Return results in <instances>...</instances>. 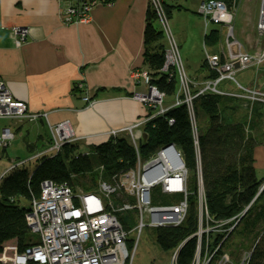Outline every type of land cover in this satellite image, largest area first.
I'll return each instance as SVG.
<instances>
[{
    "label": "built area",
    "instance_id": "built-area-1",
    "mask_svg": "<svg viewBox=\"0 0 264 264\" xmlns=\"http://www.w3.org/2000/svg\"><path fill=\"white\" fill-rule=\"evenodd\" d=\"M107 1L80 0L79 3L69 4L62 2L63 21L68 25L89 22L93 7L107 3ZM151 1L154 3V12L156 10L158 13L159 29L165 31L167 35V40L164 38L166 42L165 64L161 70L162 72L171 70L175 84L179 83L172 96V102L168 103V95L151 84V76L147 72H144L143 76L136 73V78L142 76V82L148 85V90L135 92L133 96L142 101L148 110L154 108L145 120L143 118L130 126L108 129L106 132L86 133V135L74 132L71 123L67 120L58 123L48 122L47 131L51 138L49 146L36 151L27 158V160H33L42 153L57 152L62 149L64 143L68 142L91 143L97 138L107 140L109 137L123 136L137 152L135 168L113 176L114 181H107L103 176L99 177L96 185L99 193L93 190L85 191L78 187L74 189L67 182L44 179L40 184V194L31 197V204L26 214L29 232L33 235L32 239L24 249H21L19 237L17 235L8 236L1 245L0 264H132L138 239L136 242L128 240L130 231L126 222L120 219V214L124 211L134 212V218L138 221L136 228L140 235L145 230V226L153 228L179 226L186 219L189 209L185 183L187 169L185 162L181 161V153L174 145H168L157 150L149 158L141 159L139 152L143 139V127H139L141 123L163 115L174 106L185 104L191 116L198 163L200 149L198 148L196 116H194L195 96L212 93L224 97L234 96L250 104L255 102L264 104L263 90L245 87L236 79L239 72L249 70V67L258 66L264 62L263 49L255 55L241 49L237 54L229 52L226 57H222L220 53L205 50V60L211 71L217 72V75L214 78L208 77L197 81L185 72L181 50L177 40L171 34L164 9L159 4L160 0ZM199 13L204 16L207 28L210 23L216 25L222 23L227 26L228 46H231L233 41H237L233 39L235 38L232 33L233 26L229 25L232 15L227 14L225 3L216 0L203 1L199 7ZM262 13L261 19L264 17V6ZM261 23V31L264 33V21ZM30 31L31 29L27 26H15L9 35L17 45H21L26 41ZM228 81H232L238 89L240 88V93L226 90L223 84ZM83 99L89 106L93 105L96 100L89 94H85ZM43 117L48 118V113L30 111L25 102L15 99L12 91L0 77V119L36 122ZM15 127L16 125L0 127V157L2 150L16 138ZM171 148L175 150L172 151ZM22 162H25V159L13 163L5 172L9 171L13 165H19ZM177 166L180 168L178 169ZM197 169H200L199 164ZM156 188H158V193H154ZM199 190L201 192L199 191L198 216L200 217L202 213L209 218L204 208L202 189ZM121 191L131 196L134 199L133 202L128 200L119 202L117 198L121 196ZM155 196L160 198V201L154 204ZM234 219L236 216L223 223L234 221ZM198 227L199 230L196 233L198 246L195 256L200 250L201 254L204 250L205 253L202 260L194 256L191 264H209L214 260L213 255H207L208 247L203 248L204 250L201 248L203 239L201 233H204L206 229H201L202 226ZM179 248L177 247L171 253V264H178ZM218 256L216 264H233L228 253L224 252ZM245 262L246 259H243L239 264H245Z\"/></svg>",
    "mask_w": 264,
    "mask_h": 264
},
{
    "label": "trees",
    "instance_id": "trees-1",
    "mask_svg": "<svg viewBox=\"0 0 264 264\" xmlns=\"http://www.w3.org/2000/svg\"><path fill=\"white\" fill-rule=\"evenodd\" d=\"M218 1L231 5L233 0ZM149 7L144 29L145 71L151 76V84L156 85L166 95L173 96L177 84L171 75L172 71L162 72L161 70L165 63L166 42L162 39L161 29L157 27L153 7ZM172 8L171 5L167 6L168 14L171 13ZM219 31V27L214 25L212 30L206 32L205 43L210 46L218 45ZM205 62L204 58L203 67ZM216 75L217 72L211 71L208 77L214 78ZM222 98L223 96L218 94L206 93L196 96L193 101L196 119L206 120L203 123L204 128L201 127L197 131L205 211L209 215L210 224H222L221 226H228L230 222H223L236 216L237 221L234 227L237 229L233 234L236 233V236L245 238L250 236L253 239L250 248L245 249L249 251L243 257L246 259L245 264H264V187H262L264 176L260 177L257 173L254 154L258 140L252 133V123L249 130L252 134L246 133L251 117L244 121L226 119L221 103ZM22 123L25 122H19L18 125H20L15 127V135L22 129ZM142 129L143 139L139 146L141 159L149 158L165 146L174 145L185 162L188 172L185 182L189 205L187 217L179 226L155 229L156 240L163 250L172 253L174 249L180 247L177 256L178 264H191L198 246L196 233L199 230L200 186L197 181L201 171L197 170L196 149L188 108L185 104L174 106L163 115L153 117L146 122ZM46 136L42 133L39 140ZM50 139L49 134L45 146L42 145L38 150L48 147ZM34 146L37 145L34 144ZM83 146H86V149H82ZM7 148H4L2 152L5 153ZM35 152V150L31 151L27 157ZM23 159L25 162L13 165L0 177V250L2 242L8 236L17 235L21 249H24L32 239L33 235L29 232L26 214L31 204V197L40 194V184L44 179L67 182L74 189L79 188L80 185L85 191L93 190L98 179L96 180L94 176L90 177L91 182L88 185L80 179H84L83 177L95 169H101L100 174L103 178L114 181L113 176L135 168L137 152L125 137L119 136L109 137L107 140L93 144L80 141L68 142L64 143L62 149L57 152L42 153L33 160ZM155 192L158 193V188ZM120 195L117 198L119 202L134 200L123 191ZM22 199L27 202L24 203ZM159 201L160 198L157 196L153 198L154 204ZM133 217L132 219H136ZM120 219L124 220L121 217ZM212 235L210 232L207 236L205 234L208 240L202 236L201 248L210 247L213 250L219 246L217 256L223 254L224 247L229 246L231 242L230 235L228 237V233H217L211 243ZM236 245L232 251L229 248V252L233 255L235 250L239 249ZM241 261L233 264H239Z\"/></svg>",
    "mask_w": 264,
    "mask_h": 264
},
{
    "label": "crops",
    "instance_id": "crops-1",
    "mask_svg": "<svg viewBox=\"0 0 264 264\" xmlns=\"http://www.w3.org/2000/svg\"><path fill=\"white\" fill-rule=\"evenodd\" d=\"M69 1L80 0H0V77L15 99L25 102L30 111L48 113V118L27 122L29 126L23 125L25 146L24 139L29 145L45 146L49 135L48 122L67 120L74 132L86 135L130 126L140 121L148 110L133 94L147 90L141 75L136 78V73L146 70L143 63L144 29L149 0H108L109 3L107 1L92 9L89 22L68 25L63 21L61 9L62 2L68 4ZM202 1L195 0L193 6L186 0L183 4L192 10L179 6V0H165V3L173 6L171 15L174 9L180 12L184 8L197 14ZM15 26L31 29L21 45H17L9 35ZM219 29L221 31V27ZM211 48L214 51L204 49L225 57L220 41ZM226 48L228 54V41ZM204 58L199 66L188 64L191 78L205 80L210 75V69L203 67ZM257 80L247 87L264 91V85ZM228 83L223 87L229 90ZM85 94L96 99L93 105H87L83 99ZM167 102H172V96ZM221 103L226 119L244 121L252 116V133L260 143L255 147V168L260 177L264 176V162H259L258 158L264 154V104H255L250 114L248 102L223 96ZM34 125L37 126L36 143L31 141ZM27 129L29 132L26 134ZM42 133L47 136L39 140ZM100 141L103 138L86 144ZM39 147L34 146L33 149L38 151ZM26 148L31 153V147Z\"/></svg>",
    "mask_w": 264,
    "mask_h": 264
},
{
    "label": "rangeland",
    "instance_id": "rangeland-1",
    "mask_svg": "<svg viewBox=\"0 0 264 264\" xmlns=\"http://www.w3.org/2000/svg\"><path fill=\"white\" fill-rule=\"evenodd\" d=\"M185 1L186 0H179L178 5L179 6L180 5L185 6V4H183V3H186ZM203 1H212V0H203ZM216 1H218V0H216ZM188 2L190 5H193L195 0H188ZM159 4L164 9L165 18H167L169 28H171L172 33L171 32L170 33L173 34L174 38L177 40L178 47L181 50V57H182V60L184 61L185 72H187V74L189 75V72L187 69L188 64H191V66L192 65L193 66L194 65L199 66L201 61H202L201 59L205 57V49L204 48H207L211 51H214V49H212L210 45H207L205 43L204 34L206 35V33H205L206 28H207L206 27V20H205L204 16H202L199 13V8L197 9V14L193 13L192 11H191V13H189L188 11H185L187 9L184 8L180 12H179V10L174 9L172 11V15H171V13L168 14L167 6H165V4H166L165 0H160ZM153 5H154L153 1L149 0L148 1V7L149 6L153 7ZM263 5H264V0H233L231 5H229V4L227 5V14L232 15V19L230 20L229 25L233 26L232 33L234 34V37H235L233 39L234 40L238 39L242 43V46L244 47L245 51L247 53L249 52L252 55H255L256 52H259L262 49L264 50V33H262V31H261V28H262V23H261L262 19L261 18L263 15V13H262ZM185 7H189V6H185ZM189 9L192 10L193 8L189 7ZM157 15H158V13L155 10V17L156 18H157ZM214 25H216V24L210 23L208 26L209 27L208 29L210 30L212 28V26H214ZM216 26H219L222 28V27H225L226 25L219 23ZM157 27L159 28L158 24H157ZM161 32H162V39L164 40V38H165L167 40V35H166L165 31H161ZM182 34H185V37H187V40L185 39V37L184 38L182 37ZM226 34H227V29H226ZM219 37H220V34H219ZM164 61H165V59H164ZM205 66L209 68L207 62H205ZM249 69L251 71L249 70L246 73L238 74L236 77L237 81H240L245 87H247V86H250L251 83H255L256 80L258 79L259 81L262 82L261 84L264 85V62L263 63L261 62L258 66L249 67ZM210 71H211V69H210ZM144 72H146V71L143 70V71L139 72V74H141L143 76ZM194 79H196L198 81L197 78H194ZM228 82H230L232 85H230V83H228ZM228 82H225V83H228L229 88L233 89V90H231V91H230V89L229 90L226 89V90H228L230 92L234 91V92L240 93L239 92L240 88L238 89L237 86H235V84L232 81H228ZM177 84H179V83H177ZM146 87L148 90V85ZM229 97L237 99V100H239V102L241 101V102L246 103V100H244V99H240V98L238 99V98H235L234 96H229ZM168 99H169V96L167 97V100ZM247 104H248L247 109H249L248 112L250 114H252L251 110H253L254 105L259 104V103L255 102V103H251V104L247 103ZM153 111H154V108H151V110H147L146 115L143 117L144 120L146 119V116L150 115L149 113H151ZM196 120H197L196 124L198 127L197 131L201 127L204 128L203 123L206 120L204 118L203 119L197 118ZM18 123L19 122L14 121V120H10V119H8V120L0 119V127L8 126V125L15 126V125H18ZM145 123H146V121L142 122L140 126L144 127ZM251 123H252V120L250 121V124L248 125V128L246 129V133L248 132L249 134H252L249 131L250 127L252 126ZM22 124L25 126L26 125L29 126V124L26 122L22 123ZM36 128H37V126L34 125L33 129H32L33 135L31 136V141L33 143H36V138H37V136L35 135ZM24 130H25V128L19 130V132H16V135H17L16 138L8 145V148L5 149L6 152L5 153L2 152L3 154L0 157L1 158L0 159V177L7 170V168H9L10 165L15 163L17 160H20L23 158H28L27 156L30 153H28L29 151L27 150L25 143L23 142V137L25 136V135H23ZM256 139H257V137H256ZM257 144L258 145L260 144L259 141L256 143V145ZM35 145H37L38 147L40 146L37 143ZM82 149H86V146H83ZM254 153H255V150H254ZM263 155L264 154L258 155L259 162H262V161L264 162ZM31 162L33 163V161H31ZM198 164H199L200 169H197V170L201 171V160L197 163V166H198ZM32 166H33V164L31 165V167ZM100 171H101V169H99V170L95 169L92 173L88 174L86 177H83L84 179L81 178L80 180L85 181L84 183H87V185H88L91 182L90 177L94 176V178L96 180L99 179V177H101ZM186 172H187V170H186ZM187 175H188V172L186 173V176ZM197 182H198V185L200 186L199 189L200 188L202 189L203 188L202 171L199 173V177H198ZM262 187H264V185ZM79 188L84 190L83 187H81L80 185H79ZM93 191L96 193H99L98 187L96 186L93 189ZM22 201L24 203L27 202L24 199H22ZM204 208H205V205H204ZM203 215H202V213L200 214L199 226H202L201 229H203V230L206 229V231H204L206 236H207L208 232H210V234H213L212 238L210 240L211 243H213V240L216 238L215 235L217 233H223V232L228 233V237L230 235V238H231V242H230L231 245L229 243V246L224 247L223 253L224 252L228 253V255L231 258L233 263H236L237 261H241L243 259V257L249 252L247 250L245 251V249L250 248V245L253 242L252 241L253 239L250 236L245 238L242 236L241 237L236 236L235 235L236 233L233 234V232L237 229V227L236 228L234 227L235 223L237 221V218L234 219V221H230L231 224L229 223L228 226H230V227H228L225 225L221 226V225H218L216 223L210 224V219L207 218L205 215L204 216ZM133 216H134V212H132V211H124L122 214H120V217L124 219V221L126 222L127 228L130 231L129 236H128V240H132V241L136 242V239H138V244L135 248V255H134L131 263L132 264H171V261H170L171 252L163 250L160 247L158 241L156 240V229L151 227V226H145V228H144L145 230L139 235V230L136 228L138 221L136 219H132ZM204 233H201V238H203L205 236ZM202 234H204V236ZM231 234H233V235H231ZM206 240H208V237H206ZM202 242H203V240H202ZM235 244H237L236 246H238L239 249L235 250L234 255H233L229 252V248L232 251ZM239 245H242V246H239ZM217 249L218 248H213V250H212L209 247V251L206 250L207 255L208 256L213 255L212 259L213 258L215 259L212 262H210L209 264H216V260H217V258H219V256H217V253H215V250H217ZM204 253H205V250L203 251L202 254H201V250H200V252L198 254H196L195 257H197L199 260H202V258L204 257Z\"/></svg>",
    "mask_w": 264,
    "mask_h": 264
},
{
    "label": "water",
    "instance_id": "water-1",
    "mask_svg": "<svg viewBox=\"0 0 264 264\" xmlns=\"http://www.w3.org/2000/svg\"><path fill=\"white\" fill-rule=\"evenodd\" d=\"M264 6V5H263ZM226 29H227V26H225V27H222L221 28V31H220V47H221V49H222V54L226 57L227 56V41H228V39H227V36H226ZM232 45H233V47L232 46H229V49H230V52L231 53H234V54H237V52H239V51H241V47H240V43H239V41L237 40V41H233V43H232ZM44 130H45V128H44ZM29 132V130L27 129L26 130V134ZM25 140V142H26V146H30L31 147V150H30V152L31 151H33L34 149H33V147L34 146H32V144L31 145H29L28 144V141L26 140V139H24ZM173 149L174 148H171V150L173 151ZM175 150V149H174ZM181 161H182V159H181Z\"/></svg>",
    "mask_w": 264,
    "mask_h": 264
},
{
    "label": "bare ground",
    "instance_id": "bare-ground-1",
    "mask_svg": "<svg viewBox=\"0 0 264 264\" xmlns=\"http://www.w3.org/2000/svg\"><path fill=\"white\" fill-rule=\"evenodd\" d=\"M79 2H80V1H73V2L69 1V3H79ZM109 2H110V1H108V3H109ZM69 3H68V4H69ZM96 6H99V5H96ZM96 6H95V7H96ZM95 7H93V8H95ZM262 21H264V17H263ZM177 168L179 169L180 167L177 166Z\"/></svg>",
    "mask_w": 264,
    "mask_h": 264
}]
</instances>
